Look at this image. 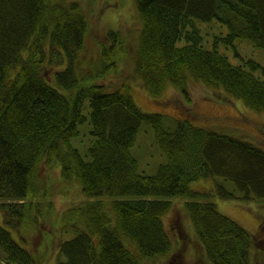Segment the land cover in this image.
<instances>
[{"label": "trees", "instance_id": "1", "mask_svg": "<svg viewBox=\"0 0 264 264\" xmlns=\"http://www.w3.org/2000/svg\"><path fill=\"white\" fill-rule=\"evenodd\" d=\"M80 1L0 0V210L16 231L0 222V264H163L175 249L164 221L172 197L186 198L181 208L199 256L209 264H255L264 239L208 197L216 191L264 206V147L190 118L169 130L162 113L139 106L131 87L141 82L155 99L173 87L191 103L195 79L264 112L261 64H235L218 48L220 40L247 38L264 49V0H136L138 19L107 28L93 43ZM200 20L228 31L207 47ZM110 75L116 81L105 84ZM86 101L93 141L84 150ZM144 122L168 158L154 174L140 172L132 153ZM44 169L51 185L41 183ZM202 177H214V191L191 187ZM73 180L86 197L57 216L52 184ZM43 218L77 232L56 240L47 226L53 245L29 247L23 226L41 228Z\"/></svg>", "mask_w": 264, "mask_h": 264}, {"label": "rangeland", "instance_id": "2", "mask_svg": "<svg viewBox=\"0 0 264 264\" xmlns=\"http://www.w3.org/2000/svg\"><path fill=\"white\" fill-rule=\"evenodd\" d=\"M80 2L89 15L91 28L88 31V36L92 43L103 40L107 28L118 29L125 22L130 23L138 17L136 0H81ZM197 25L201 29L204 44L207 47L214 46L215 36H224L228 31L227 25L217 20H200ZM218 48L225 52L235 64L244 63L248 58L258 61L261 67L256 73L264 77V49L256 46L250 39L238 38L235 41V45H230L220 40ZM121 76L123 77L122 74ZM113 78L114 76L110 75L104 83H114L116 80ZM190 87L191 103L186 101L182 94L173 87H170L156 99L141 82L135 81L132 84L131 91L136 102L143 110L163 114V124L169 130L176 128L177 120L190 118V121L195 125L231 133L264 147V112L253 110L246 106L243 100L234 98L229 94L227 95L223 89L204 82L195 79L191 80ZM220 95H225V99L221 98ZM83 110L87 114L88 120L83 124H79V129L80 135L86 140V146L82 145L85 150L93 141V136L90 132L88 101H86ZM80 145H77V147H81ZM132 153L138 159L139 171L146 174L156 173L160 164L168 159L156 142L154 127L145 122L141 124L137 132L135 143L132 146ZM47 174L48 171L44 169L41 175V183L51 185ZM55 174L58 175V172ZM213 178L202 177L192 181L190 185L198 191H214ZM52 189L54 191L49 197L54 201L53 205L57 216H60L71 204L77 203L84 196L86 197L83 191H80L75 180L68 184L55 182L52 184ZM172 199L175 201V205L164 216V221L174 240L175 249L172 251L173 254L170 259L168 256H163L164 258L159 257L163 259L158 261L163 264H209L207 258H204L203 254V256H199L193 246H191V239L193 237L197 238V235L191 219L181 208L186 198L172 197ZM208 200L216 202L222 212L239 221L252 234L257 235L260 240L264 239V232L261 228V222L264 220V206L259 202L260 200L225 199L217 194L216 191L215 193L211 192ZM0 222L16 235V231L4 222L1 210ZM40 222L41 219H37V224ZM47 226L48 231L51 230V234H53L52 238L56 240L69 239L77 232L73 226H62L61 223L53 222V219L44 220L43 218L41 228L23 226L25 238L29 240V247L40 246L42 241L49 244V247L50 243L53 245L50 238L51 234L45 231ZM95 237L97 236L95 235ZM21 243L25 245L23 239H21ZM126 243L129 248L140 255L134 242L126 241ZM257 253L260 258L257 260L256 255H254L255 264H264V255L259 249ZM152 264H156L155 261Z\"/></svg>", "mask_w": 264, "mask_h": 264}]
</instances>
